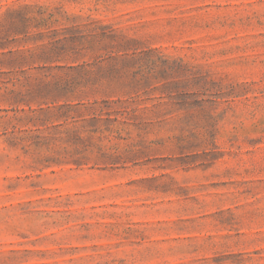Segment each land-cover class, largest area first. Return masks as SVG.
Wrapping results in <instances>:
<instances>
[{
	"label": "rangeland",
	"instance_id": "1",
	"mask_svg": "<svg viewBox=\"0 0 264 264\" xmlns=\"http://www.w3.org/2000/svg\"><path fill=\"white\" fill-rule=\"evenodd\" d=\"M102 25L124 94L17 107L0 66V264H264V0H0V58Z\"/></svg>",
	"mask_w": 264,
	"mask_h": 264
},
{
	"label": "trees",
	"instance_id": "2",
	"mask_svg": "<svg viewBox=\"0 0 264 264\" xmlns=\"http://www.w3.org/2000/svg\"><path fill=\"white\" fill-rule=\"evenodd\" d=\"M8 30L11 29H4L2 36H0L1 50L8 48L9 44L6 37ZM20 33H23L26 39L30 38L26 30L20 31ZM94 44H99V49L104 51L102 57L96 62L99 69H105V72L101 75V77H104V82L99 83V79L93 80L90 77L85 79L80 76H67V71H77L81 67L92 65L85 61L77 65L45 64L46 62H52L50 61L52 55L59 56L61 54L64 56L71 53L77 59V57L83 56L86 49ZM136 44L135 39L127 38L125 35L117 33L111 26L102 25L96 26L95 30L89 33L72 34L63 36L56 41H49L41 47L42 51L38 54L34 50L24 51L12 48L2 51L1 53H8L10 57L7 61L0 58V66L6 65L12 74L9 79L11 88L7 90V99L17 107L26 105L31 109L32 104L42 108V104L61 99L65 101L72 99L81 101L96 94L108 98L113 95L124 94L127 89L119 76V72L122 68V62L128 55L135 52ZM35 54L38 58L44 60L43 65L33 66ZM63 70L67 71L63 73ZM131 90L136 91V88L133 87ZM103 101L108 104L99 108L101 114L120 115L125 118L126 122L129 118V113L126 110L125 101L120 98L112 101L104 99ZM97 102V100H94L91 103ZM89 108L96 111L93 105L89 106ZM116 119L117 117H114L112 120Z\"/></svg>",
	"mask_w": 264,
	"mask_h": 264
}]
</instances>
